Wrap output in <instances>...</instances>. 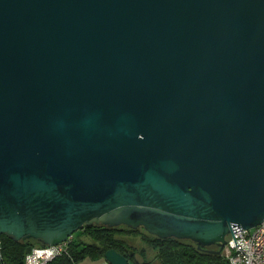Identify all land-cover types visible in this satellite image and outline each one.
<instances>
[{"label": "water", "instance_id": "95a60500", "mask_svg": "<svg viewBox=\"0 0 264 264\" xmlns=\"http://www.w3.org/2000/svg\"><path fill=\"white\" fill-rule=\"evenodd\" d=\"M263 219L264 0H0V234Z\"/></svg>", "mask_w": 264, "mask_h": 264}, {"label": "trees", "instance_id": "16d2710c", "mask_svg": "<svg viewBox=\"0 0 264 264\" xmlns=\"http://www.w3.org/2000/svg\"><path fill=\"white\" fill-rule=\"evenodd\" d=\"M139 228L143 227H109L100 223L84 225L69 238L67 252L54 257L47 264H76L85 257L104 256V251L109 248L123 253L129 264H154V260L158 264H229L221 253L198 248L195 242L188 239L140 233L145 245L136 248L124 237V233L138 234ZM36 245L43 243L31 238L15 240L4 233L0 234V264H24L26 253ZM149 250L154 251L153 259L148 256Z\"/></svg>", "mask_w": 264, "mask_h": 264}, {"label": "built area", "instance_id": "2783aa9c", "mask_svg": "<svg viewBox=\"0 0 264 264\" xmlns=\"http://www.w3.org/2000/svg\"><path fill=\"white\" fill-rule=\"evenodd\" d=\"M69 238L53 245L32 247L24 257V264H47L67 252ZM222 254L229 264H264V219L252 228L233 227L226 236Z\"/></svg>", "mask_w": 264, "mask_h": 264}, {"label": "rangeland", "instance_id": "374dc122", "mask_svg": "<svg viewBox=\"0 0 264 264\" xmlns=\"http://www.w3.org/2000/svg\"><path fill=\"white\" fill-rule=\"evenodd\" d=\"M124 226L125 225H119L118 227L124 228ZM139 229H140V232L138 234L124 233L125 236L123 235L124 237H126V239H128L129 243L135 245L136 248H140L141 246L145 245V243L141 239L140 233L141 234H148V235L151 234L147 230H145L144 228H139ZM78 234H80V233L78 232ZM221 252L223 253V248L221 249ZM222 253H221V255H223ZM153 254H154V251H152V250L148 251V256L150 259H153ZM137 256H139V255H137ZM139 258H140V256H139ZM154 264H158L157 260H154Z\"/></svg>", "mask_w": 264, "mask_h": 264}, {"label": "crops", "instance_id": "0c3cea01", "mask_svg": "<svg viewBox=\"0 0 264 264\" xmlns=\"http://www.w3.org/2000/svg\"><path fill=\"white\" fill-rule=\"evenodd\" d=\"M76 264H110L108 260L104 258V256L99 257H85L81 261L77 262Z\"/></svg>", "mask_w": 264, "mask_h": 264}]
</instances>
